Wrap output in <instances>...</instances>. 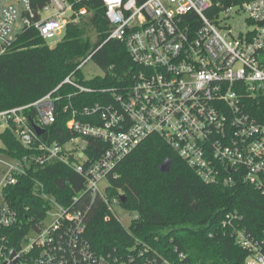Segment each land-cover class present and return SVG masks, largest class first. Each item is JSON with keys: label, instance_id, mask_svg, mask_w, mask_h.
<instances>
[{"label": "built area", "instance_id": "obj_1", "mask_svg": "<svg viewBox=\"0 0 264 264\" xmlns=\"http://www.w3.org/2000/svg\"><path fill=\"white\" fill-rule=\"evenodd\" d=\"M86 1L0 0V55L13 51L20 35L31 29L46 42L54 37L59 42L67 24L90 12ZM102 1L112 26L107 40L123 42L142 68L132 82L100 89L111 94L110 101L81 108L65 105L63 111L73 108V116L67 121L72 136L64 142L44 138L57 120L62 96L56 92L63 84L75 88L68 98L96 91L74 73L44 96L0 110V132L11 129L30 149L18 158L0 155L5 166L2 196L5 187L17 184L31 168L56 162L85 180L69 204L36 180V191L45 202L43 214L26 223L3 196L0 264L15 259L17 264H172L150 257L149 247L138 237L133 247L116 246L113 252L99 254L86 235L94 202L106 210L105 220L114 218L131 232L139 214L124 207L111 179L117 177L122 160L153 134L162 136L204 182L231 184L239 177L264 195V0ZM243 14L245 25L236 31ZM35 125L44 132L38 134ZM96 141L106 144L99 156H94ZM118 206L133 215L128 227ZM239 217L229 212L223 228H232L236 242L247 251L245 264H264V229L254 236L235 223ZM16 227L20 236L14 234ZM10 229L15 231H5Z\"/></svg>", "mask_w": 264, "mask_h": 264}, {"label": "trees", "instance_id": "obj_2", "mask_svg": "<svg viewBox=\"0 0 264 264\" xmlns=\"http://www.w3.org/2000/svg\"><path fill=\"white\" fill-rule=\"evenodd\" d=\"M83 4L88 5L90 12L67 24L62 40L53 47L31 29L20 35L13 51L0 55V110L44 96L72 73L80 83L96 89L68 98L67 93L75 88L68 84L59 88L56 95L62 99L57 120L44 134L51 141L64 142L72 136L67 121L73 116V108L110 101L111 94L100 89L128 84L142 68L132 60L123 42L107 40L112 26L103 1L88 0ZM92 32L97 34L96 39ZM91 53V60L103 69L104 75L86 79L78 67ZM68 103L73 108L63 111ZM95 143L98 151L94 156H99L106 144ZM174 151L162 136L153 134L122 160L117 177L111 179L112 189L127 196L124 207L138 213L139 218L132 222L129 232L116 219L105 220L106 210L99 202L91 203L86 235L93 247L99 254H107L116 246L133 247L138 237L149 247L150 257H163L172 264H245L248 253L236 242L232 228H223V219L229 212H238L240 217L235 223L252 235L261 236L264 195L239 177L231 184L206 183ZM29 152L11 129L0 132V155L18 158ZM167 158L173 163L169 171H162ZM36 180L63 204H69L85 187L82 175L63 163L31 168L17 184L3 189L5 199L20 210L23 223L31 216L38 218L43 214L45 202L36 191ZM87 202L90 203L88 198ZM15 229L14 234L20 236V228ZM15 229L5 231L11 233ZM130 252L136 253L134 249Z\"/></svg>", "mask_w": 264, "mask_h": 264}, {"label": "rangeland", "instance_id": "obj_3", "mask_svg": "<svg viewBox=\"0 0 264 264\" xmlns=\"http://www.w3.org/2000/svg\"><path fill=\"white\" fill-rule=\"evenodd\" d=\"M245 15H241L240 17L237 18L238 20V25L235 27L236 31L239 30L242 25H245V19H244ZM65 32L62 33V35L64 36ZM62 35L60 37H62ZM96 33L95 32H92V38L96 39ZM48 44L50 46H53L54 44H56V42H58V37H54V38H50L47 40ZM81 71L84 75V77L86 79H91L95 76H103L104 75V71L103 69L98 66L93 60H89L87 63H85L82 68H81ZM2 130V128H0V131ZM175 155L180 157V155L175 152ZM181 158V157H180ZM182 159V158H181ZM173 161L171 158H167L163 164L161 165L162 166H165L167 167V170L165 171H169L170 168H171V165H172ZM5 166L3 164L0 163V205L1 203L3 202V196H2V187L5 183V180H4V176H5ZM118 212H119V215L122 217L123 219V222H124V225L126 227H128L131 223V220L133 218V215L131 213H128L126 212L121 206H118Z\"/></svg>", "mask_w": 264, "mask_h": 264}, {"label": "water", "instance_id": "obj_4", "mask_svg": "<svg viewBox=\"0 0 264 264\" xmlns=\"http://www.w3.org/2000/svg\"><path fill=\"white\" fill-rule=\"evenodd\" d=\"M35 128H36L38 134H42V133L44 132V129L40 128V127L37 126V125H35ZM161 170H162V171H165V170H167V167L162 166V167H161ZM120 197H121V200H122L123 203L127 200V196L124 195V194H122ZM194 206H195V205H194ZM11 255H12V257L15 255V251H14V250L11 251ZM11 264H17V259H15Z\"/></svg>", "mask_w": 264, "mask_h": 264}]
</instances>
